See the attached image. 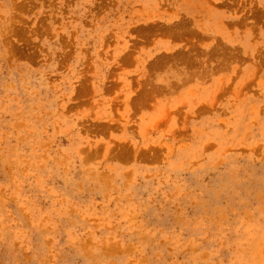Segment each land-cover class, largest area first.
Listing matches in <instances>:
<instances>
[{
    "label": "rangeland",
    "instance_id": "374dc122",
    "mask_svg": "<svg viewBox=\"0 0 264 264\" xmlns=\"http://www.w3.org/2000/svg\"><path fill=\"white\" fill-rule=\"evenodd\" d=\"M0 264H264V0H0Z\"/></svg>",
    "mask_w": 264,
    "mask_h": 264
},
{
    "label": "bare ground",
    "instance_id": "6f19581e",
    "mask_svg": "<svg viewBox=\"0 0 264 264\" xmlns=\"http://www.w3.org/2000/svg\"><path fill=\"white\" fill-rule=\"evenodd\" d=\"M42 3H43V2H42ZM210 52H211V51H210ZM226 62H227V61H226ZM178 65H179V64H178ZM178 65H177V66H178ZM180 66H181V65H180ZM178 67H179V66H178ZM192 71H193V70H192ZM179 73H180V72H179ZM196 73H197V72H196ZM185 75H186V74H185ZM185 77H186V76H185ZM190 77H191V76H190Z\"/></svg>",
    "mask_w": 264,
    "mask_h": 264
}]
</instances>
